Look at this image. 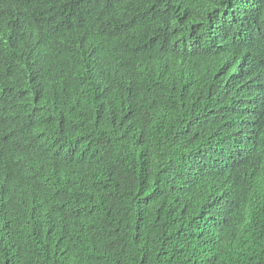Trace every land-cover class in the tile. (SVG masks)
<instances>
[{"label": "trees", "instance_id": "trees-1", "mask_svg": "<svg viewBox=\"0 0 264 264\" xmlns=\"http://www.w3.org/2000/svg\"><path fill=\"white\" fill-rule=\"evenodd\" d=\"M0 264H264V0H0Z\"/></svg>", "mask_w": 264, "mask_h": 264}]
</instances>
